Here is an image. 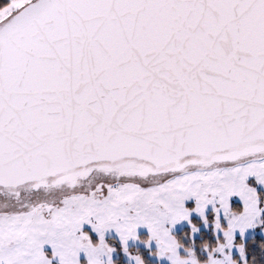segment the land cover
<instances>
[{
    "label": "snow or ice",
    "instance_id": "6c2138e0",
    "mask_svg": "<svg viewBox=\"0 0 264 264\" xmlns=\"http://www.w3.org/2000/svg\"><path fill=\"white\" fill-rule=\"evenodd\" d=\"M250 139L264 140V0H0V264L81 250L113 264L105 229L128 253L141 224L171 264H237L235 230L264 212ZM188 197L216 206L225 237L203 261L166 227Z\"/></svg>",
    "mask_w": 264,
    "mask_h": 264
},
{
    "label": "rangeland",
    "instance_id": "374dc122",
    "mask_svg": "<svg viewBox=\"0 0 264 264\" xmlns=\"http://www.w3.org/2000/svg\"><path fill=\"white\" fill-rule=\"evenodd\" d=\"M264 159V157H260ZM246 183L250 187L255 188L262 197H264V182H260L255 175H249L246 178ZM230 207L233 211L239 212L243 208V200L238 193H233L229 198ZM237 202L241 203L239 210L237 208ZM262 205H264V200H262ZM185 207L190 210V215L187 219L179 220L175 224L171 222H166V227L169 228L170 234L174 236L181 247L178 249L181 255H187V248L191 247L197 253L199 258L203 261L208 257V249L215 248L219 243L225 242V237L223 231L215 227V220L217 218L216 206L210 202L205 207L204 215L202 216L196 209V199L195 197H188L185 200ZM263 214L261 213L258 218V222L253 226L248 227L243 233L239 229L234 232V241L230 249L226 248V251L230 252L231 257L237 261V264H245L246 253L244 256L241 255L240 246L242 243L237 242L239 239L245 240L247 237L253 236L255 234H260L264 236V221ZM220 222L222 225L226 226L228 223L227 218L221 212L219 214ZM93 219V223H94ZM196 225V230L193 231L192 225ZM203 230L212 231V234L218 239V243L211 247L209 244H204L203 246L197 247L194 240L201 237V232ZM82 232H86L93 243L99 242V233L93 228L92 224L87 221L82 223L80 229ZM151 233L147 225H138L136 229V236L129 237L127 241L128 253L124 251V243L122 242L119 234L115 228L105 229V241L113 249L111 257L113 264H136L134 257L140 255L147 264L143 257V253H146L152 261H157L159 264H171V260L167 255L161 257L158 254V248L155 239L149 240ZM181 237V238H180ZM45 252L51 257L52 248L51 245H44ZM131 253V255H129ZM219 255V254H218ZM107 260V255L102 257ZM53 264H59V258L53 257ZM80 264H88L87 254L81 250L79 254Z\"/></svg>",
    "mask_w": 264,
    "mask_h": 264
},
{
    "label": "trees",
    "instance_id": "16d2710c",
    "mask_svg": "<svg viewBox=\"0 0 264 264\" xmlns=\"http://www.w3.org/2000/svg\"><path fill=\"white\" fill-rule=\"evenodd\" d=\"M236 210H239L241 203L237 202ZM264 221V214H263ZM181 238V237H180ZM237 242L242 243L246 253L247 264H264V236L255 234L247 237L245 240L239 239ZM197 247L209 244L211 247L218 243V239L212 234V231L203 230L201 237L194 240ZM143 257L147 264H159L157 261H152L146 253H143Z\"/></svg>",
    "mask_w": 264,
    "mask_h": 264
},
{
    "label": "water",
    "instance_id": "95a60500",
    "mask_svg": "<svg viewBox=\"0 0 264 264\" xmlns=\"http://www.w3.org/2000/svg\"><path fill=\"white\" fill-rule=\"evenodd\" d=\"M247 146H264V140L261 139H250ZM264 157V151L256 153L254 158Z\"/></svg>",
    "mask_w": 264,
    "mask_h": 264
},
{
    "label": "clouds",
    "instance_id": "9594fccd",
    "mask_svg": "<svg viewBox=\"0 0 264 264\" xmlns=\"http://www.w3.org/2000/svg\"><path fill=\"white\" fill-rule=\"evenodd\" d=\"M81 243H83V241Z\"/></svg>",
    "mask_w": 264,
    "mask_h": 264
}]
</instances>
